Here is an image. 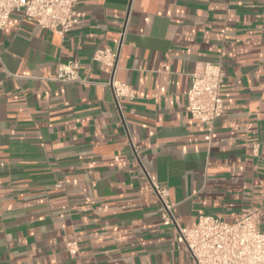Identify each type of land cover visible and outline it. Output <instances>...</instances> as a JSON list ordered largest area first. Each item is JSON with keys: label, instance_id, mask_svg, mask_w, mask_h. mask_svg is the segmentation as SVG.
Returning <instances> with one entry per match:
<instances>
[{"label": "crops", "instance_id": "0c3cea01", "mask_svg": "<svg viewBox=\"0 0 264 264\" xmlns=\"http://www.w3.org/2000/svg\"><path fill=\"white\" fill-rule=\"evenodd\" d=\"M77 11L65 35L23 10L0 31V264H194L152 183L182 227L252 207L264 231V0H80ZM105 48L134 90L121 108L111 67L92 60ZM74 60L81 80L61 79ZM208 62L225 72L211 128L187 96Z\"/></svg>", "mask_w": 264, "mask_h": 264}, {"label": "built area", "instance_id": "2783aa9c", "mask_svg": "<svg viewBox=\"0 0 264 264\" xmlns=\"http://www.w3.org/2000/svg\"><path fill=\"white\" fill-rule=\"evenodd\" d=\"M80 0H0V31L8 24L12 12L23 10L28 17L59 35H65L78 23L77 5ZM126 32L124 24L120 45ZM119 51L108 48L97 49L93 61H100L112 69L109 85L114 101L121 108V100L133 98L134 90L116 79L119 66ZM77 60L61 64L59 77L65 81L81 80ZM225 72L221 63L208 62L201 70L192 73L191 87L187 92L188 112L210 128L223 115L225 100L223 85ZM211 138V132L206 136ZM162 204L161 220L173 226L179 240L185 244L194 264H264V231L261 229L260 213L246 207L233 222L224 221L213 215H202L192 227H182L169 201V190L158 183H152Z\"/></svg>", "mask_w": 264, "mask_h": 264}]
</instances>
